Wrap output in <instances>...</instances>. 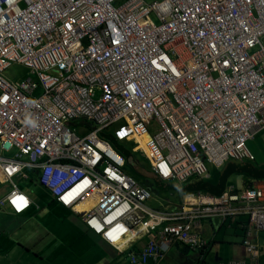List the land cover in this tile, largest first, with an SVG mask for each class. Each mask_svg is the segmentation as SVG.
Instances as JSON below:
<instances>
[{
  "label": "built area",
  "instance_id": "obj_1",
  "mask_svg": "<svg viewBox=\"0 0 264 264\" xmlns=\"http://www.w3.org/2000/svg\"><path fill=\"white\" fill-rule=\"evenodd\" d=\"M12 65L35 83L4 79ZM102 132L134 144L161 182L253 162L247 145L264 132V0H0V183L29 169L57 204L92 203L84 224L118 251L156 233L130 264L174 242L202 251L190 226L245 215L242 246L256 261L249 236L264 231V188L151 210ZM4 206L20 215L30 201L12 185Z\"/></svg>",
  "mask_w": 264,
  "mask_h": 264
},
{
  "label": "crops",
  "instance_id": "obj_2",
  "mask_svg": "<svg viewBox=\"0 0 264 264\" xmlns=\"http://www.w3.org/2000/svg\"><path fill=\"white\" fill-rule=\"evenodd\" d=\"M262 152L264 149L253 152V162L228 161L220 168L206 164V176L191 177L184 182L163 183L150 172L149 166L139 162L147 170L146 177L151 185L138 186L146 189L150 198L157 196L158 201L154 207L147 204L145 207L158 212H174L187 203H196L201 196L218 198L230 188L235 191L264 188V163L257 159ZM131 162L128 159L126 164ZM14 179L30 181L35 190L20 189ZM14 179L11 184H0V199L14 185L31 200L33 206L21 215H14L5 206L0 208V264H129L127 255L136 254L157 236L149 234L139 238L125 252L118 253L92 234L79 214L52 202L33 172H26L25 178L17 176ZM248 228L245 215L225 222L217 218L202 220L199 225L190 226V233L208 244L202 256L182 244L173 243L164 252L158 251L146 264H227L231 260L264 264V231L253 229L249 236L256 250V261H253L242 246L244 232Z\"/></svg>",
  "mask_w": 264,
  "mask_h": 264
},
{
  "label": "rangeland",
  "instance_id": "obj_3",
  "mask_svg": "<svg viewBox=\"0 0 264 264\" xmlns=\"http://www.w3.org/2000/svg\"><path fill=\"white\" fill-rule=\"evenodd\" d=\"M143 1L147 4H151L157 0H143ZM151 20L155 25H158L157 21L153 17L151 18ZM3 77H4V79H6L7 81H10V82H22L23 80H25L28 77L30 79H33V77L28 74V71L25 68H23L21 66H17V65H12L10 67V69H8L3 74ZM39 95H40V91L37 90L36 92H34L32 94V97L37 98ZM138 142L140 144V147H142L144 150H146L144 147V144H143L144 141L139 140ZM111 147H113L112 144H111ZM247 147H248V150L250 151V153H252V154L254 151L255 152L256 151L261 152L264 149V132H258L255 135L254 139L250 143H248ZM135 157L138 158L139 154L133 155V159ZM257 159L260 163H264V152H262L257 157ZM139 162L140 161L136 162L137 165H135L133 162H131V164H126L125 168L123 170L125 171V173L131 175L138 185L145 186V187L150 186L151 182H150L149 178L146 177V175H148L147 170H145V167H143L142 163L138 164ZM135 168H138V169L134 170ZM13 181H14L15 185L18 186L20 189L35 190L34 185L30 181L25 182V181H20L17 179H14ZM31 193H33V191ZM152 197L150 198V201H148L146 203L147 206H149V207H154V206H156V204H158L157 196L154 195V197L153 198Z\"/></svg>",
  "mask_w": 264,
  "mask_h": 264
},
{
  "label": "clouds",
  "instance_id": "obj_4",
  "mask_svg": "<svg viewBox=\"0 0 264 264\" xmlns=\"http://www.w3.org/2000/svg\"><path fill=\"white\" fill-rule=\"evenodd\" d=\"M147 4V3H146ZM17 66H19V65H17ZM22 67V66H21ZM24 68V67H23ZM10 69V68H9ZM26 69V68H25ZM27 71H28V74L30 75V76H32L33 77V79H30L29 77H28V79H30V80H32V82H34L35 81V76L34 75H31L30 74V71L28 70V69H26ZM5 73V72H4ZM4 78V77H3ZM27 79V78H26ZM24 81V80H23ZM19 83V82H18ZM35 83V82H34ZM37 90H39L40 91V95H41V89L39 88V87H37L36 89H35V91L34 92H36ZM33 92V93H34ZM32 93V94H33ZM39 95V96H40ZM38 96V97H39ZM37 97V98H38ZM31 98H33L32 97V95H31ZM78 124H81V123H78ZM76 126H78L77 124H76ZM102 133H104V132H102ZM102 133H100V134H102ZM100 134H99V137H100ZM106 134V133H105ZM107 136H109V138L111 139V140H113V142H114V144L115 143H118V144H126V143H128V144H131V148H130V152L131 153H139V154H141V156H143V154L141 153V151H132L134 148H135V145L134 144H132L131 142H124V143H121V142H117V141H115L110 135H108V134H106ZM101 139V138H100ZM102 140V139H101ZM104 141V140H103ZM106 143H108L109 144V146L111 147V143L110 142H108V141H105ZM113 145V144H112ZM116 153H118L117 151H116V149L114 148V146L113 147H111ZM119 154V153H118ZM120 155V154H119ZM121 156V155H120ZM122 157V156H121ZM144 157V156H143ZM123 158V157H122ZM145 158V157H144ZM124 159V158H123ZM146 160V159H145ZM124 161H125V164H126V161L127 160H125L124 159ZM125 164H124V167H123V169L125 168ZM145 164L148 166V162H147V160L145 161ZM135 165H137V164H135ZM206 167V166H205ZM221 167V166H220ZM219 167V168H220ZM26 172H33L35 175H36V173L34 172V171H31V170H29V169H27V171ZM26 172H25V174H26ZM123 172L125 173V171L123 170ZM151 172V171H150ZM206 173V172H205ZM128 176V175H127ZM205 176H206V174H205ZM128 177H130V176H128ZM202 177H204V176H202ZM201 177V178H202ZM130 178H132V177H130ZM36 179H37V176H36ZM133 179V178H132ZM134 180V179H133ZM135 181V180H134ZM38 182V181H37ZM164 183V182H163ZM1 184V183H0ZM5 184V183H4ZM39 184V183H38ZM40 185V184H39ZM138 185V184H137ZM41 186V185H40ZM42 187V186H41ZM43 188V187H42ZM251 188H253V187H251ZM17 189V188H16ZM44 189V188H43ZM144 189V188H143ZM231 189V188H230ZM246 189H248V188H246ZM18 190V189H17ZM45 191H47L46 189H44ZM146 190V189H145ZM243 190H245V189H243ZM243 190H241V191H243ZM19 191V190H18ZM147 191V190H146ZM233 191H235V190H233ZM20 192V191H19ZM48 192V191H47ZM148 192V191H147ZM235 192H240V191H235ZM21 193V192H20ZM226 193V192H225ZM23 194V193H22ZM48 194H49V192H48ZM148 194H149V192H148ZM25 197H27L25 194H23ZM49 196H50V194H49ZM149 196H150V194H149ZM205 197V196H204ZM220 197V196H219ZM212 198H214V197H212ZM27 199L30 201V207L29 208H31L32 206H33V204H32V202H31V200L27 197ZM50 199H51V197H50ZM149 199H150V197H149ZM52 200V199H51ZM52 202H54L53 200H52ZM54 203H56V202H54ZM57 204V203H56ZM146 204V203H145ZM57 205H59V204H57ZM60 207H62V208H65V209H67V210H70L71 212H75V213H77V214H79L81 217H82V220H83V213L85 212V210L87 209L86 207H84L83 205H78V206H76V208H78L79 206H82L81 207V210H76V208L74 209V210H71L70 208H66V207H63V206H61V205H59ZM28 208V209H29ZM25 213V212H24ZM24 213H22V214H24ZM14 215H16V214H14ZM21 215V214H20ZM206 220V219H205ZM84 223V222H83ZM85 225V224H84ZM85 227H86V225H85ZM87 228V227H86ZM88 229V228H87ZM92 234H94V235H96V236H98L100 239H101V237L99 236V235H97V234H95L93 231H91L90 229H88ZM150 234H156V233H150ZM147 235H149V234H146V235H143V236H141V237H139V238H142V237H144V236H147ZM244 237V236H243ZM139 238H136V239H134L129 245H128V247L134 242V241H136L137 239H139ZM155 239H156V237H155ZM155 239L154 240H152L153 242L155 241ZM102 240V239H101ZM243 240V239H242ZM103 241V240H102ZM104 242V241H103ZM206 242V241H205ZM105 243V242H104ZM174 243H179V242H174ZM106 245H108L107 243H105ZM171 244H173V243H171ZM179 244H182V243H179ZM170 245V244H169ZM183 245V244H182ZM108 246H110V245H108ZM183 246H185V245H183ZM111 247V246H110ZM128 247H126L125 249H121V250H116V249H114L113 247H111V248H113L114 250H116L118 253H120V252H122V250H123V252H125V250L128 248ZM187 249H189L187 246H185ZM207 247H208V244H207V242H206V248L204 249V250H202V251H193V250H191V249H189V250H191V251H193V252H197V253H199L200 254V256H202L203 255V253L205 252V250L207 249ZM144 248V247H143ZM142 249V248H141ZM140 249V250H141ZM139 250V251H140ZM138 251V252H139ZM137 252V253H138ZM136 253V254H137ZM129 254H133V253H129ZM135 255V254H134ZM128 256V255H127ZM250 258V257H249ZM128 260H129V258H128ZM150 260V259H149ZM148 260V261H149ZM147 261V262H148ZM231 261H242V260H231ZM231 261H229V262H231ZM146 262V263H147ZM228 262V263H229ZM242 262H244V261H242ZM227 263V264H228ZM130 264V263H129ZM244 264H245V262H244Z\"/></svg>",
  "mask_w": 264,
  "mask_h": 264
},
{
  "label": "trees",
  "instance_id": "obj_5",
  "mask_svg": "<svg viewBox=\"0 0 264 264\" xmlns=\"http://www.w3.org/2000/svg\"><path fill=\"white\" fill-rule=\"evenodd\" d=\"M100 138L104 141H108L110 142L111 144H113L114 148L116 149V151L125 159V160H128V159H131L133 163L137 164L136 162L137 161H140V162H144V159L142 158L141 154L139 153H131L130 152V148H131V144H118V143H115L113 142V140H111L109 138V136H107L105 133H102L100 134ZM136 154H139V157H135L133 159V155H136Z\"/></svg>",
  "mask_w": 264,
  "mask_h": 264
},
{
  "label": "bare ground",
  "instance_id": "obj_6",
  "mask_svg": "<svg viewBox=\"0 0 264 264\" xmlns=\"http://www.w3.org/2000/svg\"><path fill=\"white\" fill-rule=\"evenodd\" d=\"M142 140L144 141V139ZM83 206L89 209L92 206V203H87L86 205H83ZM81 207L82 206H79L78 208H76V210H81Z\"/></svg>",
  "mask_w": 264,
  "mask_h": 264
}]
</instances>
